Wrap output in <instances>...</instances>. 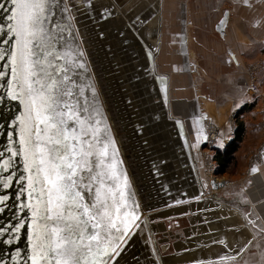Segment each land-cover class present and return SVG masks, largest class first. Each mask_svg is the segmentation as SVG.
<instances>
[{
    "label": "crops",
    "instance_id": "1",
    "mask_svg": "<svg viewBox=\"0 0 264 264\" xmlns=\"http://www.w3.org/2000/svg\"><path fill=\"white\" fill-rule=\"evenodd\" d=\"M111 1L93 0L88 9L95 56L100 44L109 52L110 38H117L108 36L111 10L106 6ZM148 11L157 19L148 23L144 18L139 53H121L119 48L131 42L117 38L112 41L114 58L97 60V71L109 94L118 92L117 86L130 96L135 93L134 99L110 95V108L146 201L156 207L166 204L151 217L158 249L167 264L218 259L225 250L233 251L240 238L239 219L216 204L218 198L244 214L256 237L241 258L208 264H264V68L256 91L248 68L264 60V0H158ZM205 115L222 128L220 145L234 138L236 122L244 127L237 172L223 174L225 185L218 188L205 187ZM181 132L189 141L191 161L183 156ZM201 188H206L204 194L197 196ZM136 259L130 262L138 264Z\"/></svg>",
    "mask_w": 264,
    "mask_h": 264
},
{
    "label": "snow or ice",
    "instance_id": "2",
    "mask_svg": "<svg viewBox=\"0 0 264 264\" xmlns=\"http://www.w3.org/2000/svg\"><path fill=\"white\" fill-rule=\"evenodd\" d=\"M11 2L12 23L7 29L15 43L8 55L10 63L3 66L10 68L11 74L5 90L10 99L23 104L24 112L12 121L13 125L19 122V148L9 147L7 159L0 152V168L7 171L13 158L22 157L27 175L19 179L27 181L30 200L36 194L35 203L25 205L32 212L31 264H108L101 257L108 255L111 244L102 242L101 233L107 237L113 230L120 231L116 224L120 212L116 194L105 184L115 167L105 164L108 145L96 147L100 143L99 128L88 122L90 117L78 116L65 99L71 98L73 92L64 82L75 83L66 74L68 68L54 67L47 59L52 53L43 51L45 41L51 40L44 27L48 0ZM3 31L4 26H0V33ZM4 59L0 50V60ZM50 68L56 75L48 71ZM60 74L63 75L58 80L56 76ZM7 75L0 71V78ZM15 143L9 135V144ZM0 181L9 188L13 176L0 177ZM123 195L120 192L121 198ZM7 199L0 196V203ZM92 241L96 242L95 247Z\"/></svg>",
    "mask_w": 264,
    "mask_h": 264
},
{
    "label": "water",
    "instance_id": "3",
    "mask_svg": "<svg viewBox=\"0 0 264 264\" xmlns=\"http://www.w3.org/2000/svg\"><path fill=\"white\" fill-rule=\"evenodd\" d=\"M0 5H2L0 7V26H4L3 33H0V50H3L5 54V59L0 60V71L8 74L6 78H0V85L5 86L0 87V97H2V100H0V152H4V158L7 159L10 155L7 152L9 147L19 148V128L17 126L19 122H17V125H13L12 121L24 112V106L18 100L10 99L5 90L7 81L11 79V74L10 68L3 66L10 63L8 55H10L15 43L14 38H11L7 29V26L12 23L9 17L12 15L10 9L13 8V4L11 0H0ZM48 7L49 13L44 22V27L48 35H50L51 40L45 41L43 51L52 53L47 59L53 62L54 67L64 65L68 68L66 74L75 83L64 82L66 87L73 92L71 98L65 97V99L73 107L78 116L82 118L90 117L88 122L99 128L97 137L100 143L96 147L102 148L107 144L108 155L105 158V164L115 166L109 172V177L111 178H105V184L110 185L116 194L117 204L120 207L116 224L120 231L113 230L112 234L107 237H105L104 233H101L102 242L111 244L108 255L101 257V259L107 260L108 264H128L131 260L130 252L135 250L140 251V257L143 261H147L150 258L147 249V243H149L151 247L153 246L152 251L154 256L159 260V264H167L158 249L151 226L153 211L166 207V204L156 207V205L146 201L147 199H145V195L142 192V186L139 184L140 179L136 174L134 166L130 164L131 161L127 158L126 138L121 134V129L114 118V112L111 110L106 99L110 95L116 98L119 96L121 99L123 96L134 99L135 93H131L130 96L127 91L125 92L123 86H117L118 92H111L109 94L106 91L103 79H99L97 74V60L100 63L107 61L106 58L108 56L109 58L110 56L114 58V54L105 51L107 49H104L102 44L98 48L99 54L96 56L93 54V44H90L88 41L89 31H87L86 14L79 20H75L70 13L67 0H48ZM5 41L8 42L5 43ZM101 49L105 52L104 54ZM119 51L122 53L120 49ZM59 56H64L65 59L61 60L58 58ZM118 65L119 63L117 62V67ZM45 67L47 66L45 65ZM120 68H116V71L120 72ZM48 71L53 72V69L50 68ZM53 74L56 75L54 72ZM62 75H57L56 78L59 80L62 78ZM118 80L122 84L125 79L120 76ZM119 87L122 88V91ZM81 89L83 90L82 94ZM106 93L107 95L105 96ZM81 109H86V112L81 111ZM132 116L136 119L134 113ZM97 121L99 122L98 124ZM9 135L17 143L9 144ZM181 138L189 161H191L189 141L183 132H181ZM92 142L95 143V141ZM113 171L116 173L115 176L111 175ZM8 175L13 176V182L9 188H4L3 182L0 181V196L8 197L6 201L0 203V209H3L0 211V264H31L30 256L33 251V240H30L29 236L32 231V212L25 205L29 203L34 204L36 194L34 193L33 198L30 200L27 181L19 179L21 175H27L24 172L22 157L13 158L12 167L7 171L0 168V177ZM209 185L212 188H218L225 185V182L215 179H211L209 182L205 181V187ZM22 188L24 191H21ZM205 189H199L197 196L203 195ZM120 192L124 193L123 198H121ZM92 195L94 197V192ZM87 199L86 197V202ZM209 199L210 197H207L205 200L208 201ZM215 199L216 204L220 203L227 209L234 211L238 216L240 238L234 250H225L218 259L180 261L169 264H208L215 260L221 262L237 260L245 254L254 242L255 233L251 230L250 224L244 214L227 201L221 202L218 198ZM111 203V200H109V204ZM143 212L145 214L142 217ZM125 213H128V215H125ZM17 228L19 230H16ZM90 230L96 231L91 228ZM121 236L122 239L120 238ZM91 243L95 247L96 242L92 241ZM225 248L229 249L228 246H225ZM109 256L112 258L108 259Z\"/></svg>",
    "mask_w": 264,
    "mask_h": 264
},
{
    "label": "flooded vegetation",
    "instance_id": "4",
    "mask_svg": "<svg viewBox=\"0 0 264 264\" xmlns=\"http://www.w3.org/2000/svg\"><path fill=\"white\" fill-rule=\"evenodd\" d=\"M86 10L82 15L88 14V9H91L92 1L91 0H84ZM158 4V0H114V2L111 1V3H108L106 6L109 10H111L107 17L108 21V27L110 29L108 30V36L109 38L112 35H116L117 38H120V40H126V42H131L129 45L123 46V48H119L123 52L125 51L126 56H130V54H138L140 51L139 45L137 42H139V29L140 26L145 23L144 18L147 20L148 23H151L153 20V23L156 21L157 16L153 14V12H149V9H152V7L156 8V5ZM117 6H120V11L118 10ZM147 8L146 11L143 13V9ZM154 10V9H153ZM117 26L118 28L115 29L114 27ZM149 32H151V35L153 34V30L150 28ZM113 33V34H112ZM117 38H110V41L113 42L117 40ZM108 45L109 52H112L113 46L115 45L112 43ZM132 56V55H131ZM130 56V57H131ZM180 142L181 145H183L182 138L180 136ZM184 146V145H183ZM183 156L187 155V151L184 150ZM148 253L150 254V258L147 261L139 262V256L140 251H132L131 259L134 261V257L137 258L138 264H159V260L156 256H154L152 247L147 244ZM135 252V253H134ZM135 262H129L128 264H134ZM137 263V262H136ZM135 263V264H136Z\"/></svg>",
    "mask_w": 264,
    "mask_h": 264
},
{
    "label": "built area",
    "instance_id": "5",
    "mask_svg": "<svg viewBox=\"0 0 264 264\" xmlns=\"http://www.w3.org/2000/svg\"><path fill=\"white\" fill-rule=\"evenodd\" d=\"M80 7L86 9V6L83 0H71V3H69L70 13L75 20L76 19L78 20L79 16L81 15V13L79 12H83V11H79ZM248 68H249V71L251 74V80H252L251 89L253 91H256L258 88V83H259V78H260L259 74L261 70L264 68V60L251 63L249 64ZM197 69H198L197 64H194L192 66V71L198 72ZM205 116L206 117H204V122H206V125L208 128V138H207L208 140L206 144L211 148L218 144L220 140L221 128L210 117H208L207 115ZM204 155L208 157V155L205 152H204ZM207 165H208L207 167H209V160H207Z\"/></svg>",
    "mask_w": 264,
    "mask_h": 264
},
{
    "label": "trees",
    "instance_id": "6",
    "mask_svg": "<svg viewBox=\"0 0 264 264\" xmlns=\"http://www.w3.org/2000/svg\"><path fill=\"white\" fill-rule=\"evenodd\" d=\"M235 136L222 147H216L214 159L218 164V173L224 174L235 169L237 165V152L243 140L244 127L241 122H236Z\"/></svg>",
    "mask_w": 264,
    "mask_h": 264
},
{
    "label": "rangeland",
    "instance_id": "7",
    "mask_svg": "<svg viewBox=\"0 0 264 264\" xmlns=\"http://www.w3.org/2000/svg\"><path fill=\"white\" fill-rule=\"evenodd\" d=\"M84 1V0H83ZM91 1H93V0H91ZM67 2H68V5H69V3H71V0H67ZM74 2V1H73ZM86 10V9H85ZM84 10V11H85ZM84 11L81 13V15L79 16V18H78V20L82 17V16H84V15H82L83 13H84ZM97 70H98V68H97ZM198 70V69H197ZM197 72L196 71H193V74H195V79H196V82L198 83V81H200L199 80V75L198 74H196ZM98 74V73H97ZM98 77H99V79L101 78V80H102V76L101 75H98ZM199 84V83H198ZM199 85H197V91L199 92ZM105 91V90H104ZM106 92V91H105ZM107 95V93L105 94V96ZM106 99H107V103L109 104V106L111 105V101L109 100V96H108V98L106 97ZM204 117H206V116H204ZM204 124H205V127H206V130H207V137H206V141H205V145L203 146V158H204V160H205V173H204V177L208 180V178H209V180H210V178H212V179H215V180H217V181H223L224 180V182H225V178H223V174H219L218 173V164H217V162H216V160L214 159V155H215V150H216V147H222V146H224V144L223 145H220V141H221V133H220V140H219V142H218V144L217 145H215L214 147H209L206 143H207V138H208V128H207V125H206V122H204ZM221 128V127H220ZM221 130H222V128H221ZM221 132V131H220ZM204 152L208 155V157H206L205 155H204ZM127 158L129 159L130 158V156L129 155H127ZM130 160V159H129ZM207 160H209V167H207L208 165H207ZM211 165H213V166H211ZM211 166V167H210ZM236 169H231L230 170V172H227L226 174H229L230 176H231V174H233V173H235V172H237V165H236V167H235ZM225 174V173H224ZM226 177H228V175H226ZM144 216V212H143V215H142V217Z\"/></svg>",
    "mask_w": 264,
    "mask_h": 264
},
{
    "label": "bare ground",
    "instance_id": "8",
    "mask_svg": "<svg viewBox=\"0 0 264 264\" xmlns=\"http://www.w3.org/2000/svg\"><path fill=\"white\" fill-rule=\"evenodd\" d=\"M85 9L84 8H79V11H84ZM79 13H82V12H79ZM89 39V38H88ZM90 39H91V37H90ZM89 41V40H88ZM89 43L90 44H92V41H89ZM98 50V49H97ZM92 52H93V54L96 52V50H93V48H92Z\"/></svg>",
    "mask_w": 264,
    "mask_h": 264
}]
</instances>
